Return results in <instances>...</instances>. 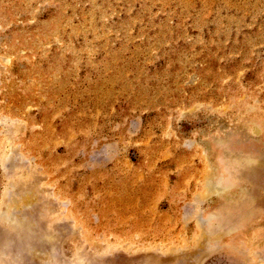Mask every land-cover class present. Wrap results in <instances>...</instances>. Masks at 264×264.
Instances as JSON below:
<instances>
[{"label":"rangeland","instance_id":"rangeland-1","mask_svg":"<svg viewBox=\"0 0 264 264\" xmlns=\"http://www.w3.org/2000/svg\"><path fill=\"white\" fill-rule=\"evenodd\" d=\"M0 264H264V0H0Z\"/></svg>","mask_w":264,"mask_h":264}]
</instances>
